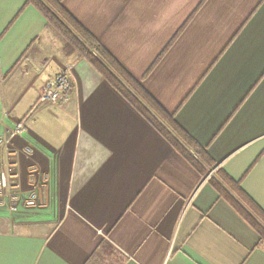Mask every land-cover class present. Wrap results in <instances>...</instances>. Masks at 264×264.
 I'll return each mask as SVG.
<instances>
[{
	"label": "crops",
	"instance_id": "0c3cea01",
	"mask_svg": "<svg viewBox=\"0 0 264 264\" xmlns=\"http://www.w3.org/2000/svg\"><path fill=\"white\" fill-rule=\"evenodd\" d=\"M215 165L177 152L26 0H0V139L45 207H0V264H264L258 233L221 198L220 170L264 211V0H61ZM72 67L74 94L34 110Z\"/></svg>",
	"mask_w": 264,
	"mask_h": 264
},
{
	"label": "trees",
	"instance_id": "16d2710c",
	"mask_svg": "<svg viewBox=\"0 0 264 264\" xmlns=\"http://www.w3.org/2000/svg\"><path fill=\"white\" fill-rule=\"evenodd\" d=\"M36 7L65 44V51L88 61L151 125L167 139L202 175L215 169L205 153L179 127L175 118L159 105L127 70L76 21L61 0H26V6ZM219 196L258 233L264 245V211L244 192L240 182L218 170L210 179Z\"/></svg>",
	"mask_w": 264,
	"mask_h": 264
},
{
	"label": "built area",
	"instance_id": "2783aa9c",
	"mask_svg": "<svg viewBox=\"0 0 264 264\" xmlns=\"http://www.w3.org/2000/svg\"><path fill=\"white\" fill-rule=\"evenodd\" d=\"M69 67L46 82L37 99L34 110L41 107H60L71 102L74 94L73 80ZM29 116L19 123L7 138L0 139V207L11 212H18L21 208L35 209L45 207L48 202L49 179L39 175L37 168L31 169V189L25 191L14 182L9 165L5 160L11 155L8 151L12 140L27 130Z\"/></svg>",
	"mask_w": 264,
	"mask_h": 264
}]
</instances>
